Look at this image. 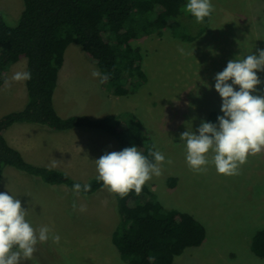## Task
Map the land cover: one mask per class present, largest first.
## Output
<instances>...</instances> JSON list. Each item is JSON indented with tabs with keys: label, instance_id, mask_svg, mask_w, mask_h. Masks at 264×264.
Wrapping results in <instances>:
<instances>
[{
	"label": "rangeland",
	"instance_id": "rangeland-1",
	"mask_svg": "<svg viewBox=\"0 0 264 264\" xmlns=\"http://www.w3.org/2000/svg\"><path fill=\"white\" fill-rule=\"evenodd\" d=\"M212 3L214 12L208 21L197 23L190 14L182 18L189 35L197 36L205 28L196 41L176 37L169 29L133 41L143 50L148 79L145 83L135 82L134 92L128 96H105L104 118L134 116L146 128L155 150L166 161H172L165 162L162 174L147 181V185L166 209L191 213L206 227L203 244L186 249L174 264H264L251 246L255 232L264 228V151L249 155L234 175L219 174L212 164L195 172L186 163L185 147L180 141L187 123L189 129L193 126L195 130L202 121L216 122L212 121L215 116H211V110H219L222 115V99L214 88L216 73L240 53L264 49L263 0ZM23 9V0H0V10L10 25L17 24ZM209 47L219 54L213 56ZM65 62L66 77L56 91H79L94 101L99 94L91 96L92 92L108 91L99 78L93 77V71L100 72L99 67L87 58L80 45L69 46ZM258 75L264 80V73ZM6 79L11 80L9 74ZM203 81L212 88L205 87ZM259 88L258 94L264 95V84ZM11 95L12 91L0 92V114L13 106L8 104L10 100H4H12ZM23 134L17 131L14 135L15 145H23ZM67 135L75 140L67 154L58 148L56 160L36 161L55 163L72 178L88 181L97 175L95 159L105 152L119 151L116 139L102 131ZM48 138L50 143L55 142L50 137L44 141ZM171 178L176 179L175 184ZM8 190L21 199L34 228L47 225L53 235L61 236L59 244L51 239L38 244L33 259L24 264H129L111 242L118 218L106 190L88 197L80 193L77 196L67 187L47 185L12 167L5 169L0 182V192Z\"/></svg>",
	"mask_w": 264,
	"mask_h": 264
},
{
	"label": "trees",
	"instance_id": "trees-1",
	"mask_svg": "<svg viewBox=\"0 0 264 264\" xmlns=\"http://www.w3.org/2000/svg\"><path fill=\"white\" fill-rule=\"evenodd\" d=\"M24 9L16 25H10L0 10V86L7 69L25 58L28 62L26 106L0 117V182L5 169L12 167L47 185L64 186L73 191L76 183L90 185L83 196L106 190L114 207L117 223L111 242L121 258L129 264H174L175 258L206 240L205 225L194 215L166 209L145 183L142 191L124 196L109 192L95 177L88 181L72 178L54 167L28 161L10 145L6 132L16 123L41 125L51 131L64 132L84 128L112 136L119 151L137 146L151 160L155 150L146 128L131 118H91L83 114L61 116L54 104L60 72L71 44H78L87 58L109 79L103 85L115 96L132 94L135 82L145 83L144 53L133 41L154 32L172 30L190 42L202 36L185 33L182 21L187 0H23ZM264 1V0H263ZM208 21V18L205 19ZM30 74V75H28ZM217 117L219 110H211ZM172 184L176 179L171 178ZM252 251L264 259V228L255 232Z\"/></svg>",
	"mask_w": 264,
	"mask_h": 264
},
{
	"label": "clouds",
	"instance_id": "clouds-1",
	"mask_svg": "<svg viewBox=\"0 0 264 264\" xmlns=\"http://www.w3.org/2000/svg\"><path fill=\"white\" fill-rule=\"evenodd\" d=\"M184 11L197 23H203L213 14L214 5L212 0H187ZM208 50L213 56L219 54L211 47ZM179 51L184 54V49ZM258 73H264V49L247 55L240 53L216 73L214 88L222 99V115L216 122L202 121L195 130L193 126L189 129L187 123V131L180 135L185 160L191 170L202 172L212 164L217 173L234 175L249 155L264 151V95L258 94L264 80ZM92 75L99 78L101 84L109 79L108 74L99 71H93ZM203 83L212 88L206 81ZM150 156L151 160L135 145L105 152L94 160L95 179L109 192L121 197L133 190L139 194L147 181L162 174L165 162L172 163L170 159L166 161L159 150H152ZM89 189L90 185L76 183L73 194L78 196L81 190L87 192ZM73 208H76L75 203ZM80 211L85 209L80 207ZM27 214L21 199L9 190L0 192V264H24L33 259L38 244L47 243L49 239L60 243L59 234L53 235L47 225L34 228Z\"/></svg>",
	"mask_w": 264,
	"mask_h": 264
},
{
	"label": "crops",
	"instance_id": "crops-1",
	"mask_svg": "<svg viewBox=\"0 0 264 264\" xmlns=\"http://www.w3.org/2000/svg\"><path fill=\"white\" fill-rule=\"evenodd\" d=\"M27 68V59L23 58L7 69L6 77L9 74L11 80L6 79L5 83L0 86V92L12 91V100L8 99V97H5L4 100H7V103L10 100L8 104L11 103V105L13 106L6 112L0 114V117L8 112L21 110L26 106L28 102V92L26 88ZM66 72L67 70L65 62L60 72L57 88L60 86L62 79L66 77ZM17 77L20 78L17 79ZM11 81L13 82L11 83ZM9 85L11 86V88L8 87ZM7 88H9V90H7ZM96 93L99 94V97H97L98 99L94 101L93 98L87 97L86 95L81 94V92L79 91H55L54 104L58 113L63 117H68L74 114H83L91 118H102L107 115L104 112L107 109L106 97L110 96L109 94H111L112 96L115 95H113L109 91H95L90 95L93 96V94ZM100 93L102 95H100ZM85 130L87 131L91 129L78 128L64 132H56L37 124L16 123L12 127H10L9 130H7L6 137L9 144L19 149L28 161L42 166L57 168L71 176V174L67 170L56 165L55 163L47 162L42 164L41 162H38L36 160H56V150L58 148H60L59 150H61L63 154H67L69 147L72 146L73 142L75 141L74 138H71L72 136L69 137L67 134L74 132H82V134H84L86 132ZM17 131L24 133L21 138L23 145L20 146L15 145L13 141V137L17 133ZM45 137H50L52 138V140H55V142L50 143L49 138L46 142L44 141ZM57 140L59 142H57ZM44 152H47L46 156H42Z\"/></svg>",
	"mask_w": 264,
	"mask_h": 264
}]
</instances>
